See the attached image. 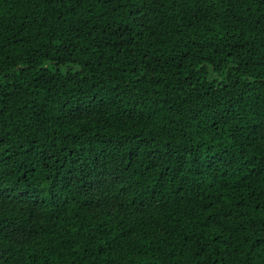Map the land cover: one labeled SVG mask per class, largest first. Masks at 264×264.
I'll list each match as a JSON object with an SVG mask.
<instances>
[{"label": "trees", "instance_id": "16d2710c", "mask_svg": "<svg viewBox=\"0 0 264 264\" xmlns=\"http://www.w3.org/2000/svg\"><path fill=\"white\" fill-rule=\"evenodd\" d=\"M0 264H264V0H0Z\"/></svg>", "mask_w": 264, "mask_h": 264}]
</instances>
